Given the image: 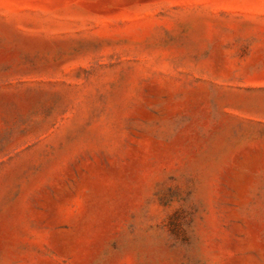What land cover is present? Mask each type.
<instances>
[{"label": "rangeland", "instance_id": "obj_1", "mask_svg": "<svg viewBox=\"0 0 264 264\" xmlns=\"http://www.w3.org/2000/svg\"><path fill=\"white\" fill-rule=\"evenodd\" d=\"M0 264H264V0H0Z\"/></svg>", "mask_w": 264, "mask_h": 264}]
</instances>
